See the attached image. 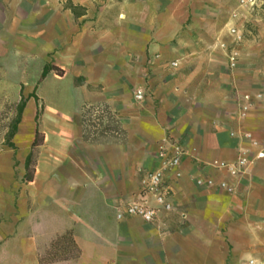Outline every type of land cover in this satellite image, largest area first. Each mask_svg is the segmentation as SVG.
<instances>
[{"label":"crops","instance_id":"obj_1","mask_svg":"<svg viewBox=\"0 0 264 264\" xmlns=\"http://www.w3.org/2000/svg\"><path fill=\"white\" fill-rule=\"evenodd\" d=\"M124 8L131 10L118 19L128 26L118 34L125 47L75 52L72 65V73L85 80L83 101L107 104L116 130L105 128L95 135L99 140L84 138L74 98L65 113L44 112L31 181H22L34 134L21 131L26 115L15 135L24 144L0 154L5 160L14 155L19 166L10 183L16 195L0 196V264H264V52L259 58L247 52L248 61L230 71L200 65L192 93L180 87L185 66L172 71L173 60L161 64L172 52H156V40L169 39L186 16L159 0H132ZM3 24L0 35L9 22ZM0 52H6L1 42ZM58 53L51 54L56 61ZM128 54L148 61L153 96L142 104L130 96L128 83H147L140 65H124ZM87 84L100 88L89 91ZM166 138L187 152L181 176H165L175 210L153 223L117 219V207L139 192L142 171L157 165V145ZM241 155L248 163L237 175L215 165ZM194 178L226 180L234 189L196 184Z\"/></svg>","mask_w":264,"mask_h":264},{"label":"rangeland","instance_id":"obj_2","mask_svg":"<svg viewBox=\"0 0 264 264\" xmlns=\"http://www.w3.org/2000/svg\"><path fill=\"white\" fill-rule=\"evenodd\" d=\"M159 1L167 10L170 8L173 14L181 12L186 16L183 24L173 26L169 39L156 40L159 46L156 52H172L173 55L161 61L162 65L176 60L178 65L172 71L185 66L186 69L180 74L183 79L181 89L193 93L200 65L227 66L223 54L225 50L219 48L218 40L225 42L228 49L231 48L234 44L228 32L231 24L237 25L242 32V41L237 44L238 64L248 61L245 59L247 52H258L257 58L260 57V52H264V0ZM126 2L132 3V0H18L11 4L0 0V21L4 23L3 28L9 22L6 33L0 35V42L6 48V52H0V154L9 149L15 151L17 144H24L20 138L15 141L20 122L15 135L9 134L21 95L26 97L33 88L38 100L36 102L34 98H29L26 102L21 115V120L24 115L27 120L21 127L23 133L35 129L36 121L37 128L43 132L44 112L52 114L57 110L65 113L71 108L74 98H77L79 113L84 116L88 134L99 135L107 125H115L111 122L108 111L114 120L116 117L102 106L104 102L89 104L97 107L88 110L89 105L83 101L84 93L80 92V86L85 85V80L82 75L77 77L72 73V65L78 61L75 52H120L125 47L118 34L128 26L120 24L118 19L122 20L128 13L131 14V10L124 8ZM70 6H76L77 16ZM162 11L159 9L160 13ZM234 12L238 13L237 18H233ZM41 52L45 53L42 55ZM52 52H59L57 56L60 54V61L52 57ZM126 52L135 51L127 48ZM125 60L124 65H129L131 70H136L138 65L142 67L139 75L147 83L143 86L142 82L129 81L130 96L134 99L137 88L144 89V98L153 96L148 61L139 62L132 54H128ZM43 62L62 69V72L51 69L42 76ZM227 68L232 70L228 66ZM130 77H133L132 73ZM86 87L89 91L100 88L92 84H87ZM144 100L135 101L142 104ZM37 106L40 111L35 120ZM11 142L14 148L8 145ZM18 173L19 166L14 155L7 160L0 157L1 197L11 192L16 195L17 192L12 191L10 183H13V179L17 180ZM2 219L3 215L0 216V221Z\"/></svg>","mask_w":264,"mask_h":264},{"label":"built area","instance_id":"obj_3","mask_svg":"<svg viewBox=\"0 0 264 264\" xmlns=\"http://www.w3.org/2000/svg\"><path fill=\"white\" fill-rule=\"evenodd\" d=\"M233 18L238 17V13L232 14ZM228 32L232 37L233 45L231 48H227L225 42L218 40V46L223 52L227 66L230 69H235L239 60V49L237 44L242 41V32L237 25L231 24L228 27ZM178 62L171 61L170 67H176ZM134 99L137 102H141L145 97V91L143 88H137L134 92ZM244 98H248V95H244ZM248 136V134H245ZM187 152L176 141L163 139L157 145V165L147 171H142L140 176V190L139 192L116 209V218L123 219L127 216L137 217L145 223H153L158 220L159 216L165 213H169L175 210L174 204L171 202L168 192V184L165 181V176L173 171L175 177H180L179 165L181 159ZM262 154V153H261ZM248 163V159L245 155L239 156L234 161H219L215 165L217 168L224 170L229 175H237L242 172V168ZM196 184L206 183L209 186H217L220 189L233 191V184L226 180L215 182L211 178L202 180L200 178H194ZM182 218H185V214L180 212ZM253 260H249V264H252Z\"/></svg>","mask_w":264,"mask_h":264},{"label":"trees","instance_id":"obj_4","mask_svg":"<svg viewBox=\"0 0 264 264\" xmlns=\"http://www.w3.org/2000/svg\"><path fill=\"white\" fill-rule=\"evenodd\" d=\"M75 7L76 6H70V9L72 10V12L77 16L78 13L75 11ZM51 69H56V71L62 72V69L60 68H54L52 67L50 64L45 63L42 67V71H41V75L45 76ZM29 98H34V100L37 102L38 97L35 93V89L33 88V90L31 92H29V94L24 97L23 95H21V98L19 100V102L17 103V114L15 119L13 120V125H12V130L9 134V136H13L15 135L16 132V127L17 124L20 122L21 120V115L23 112V109L26 105V102ZM102 106L104 108H107V105L102 104ZM95 107L97 106H93V105H89L88 106V110H92V109H96ZM87 110V111H88ZM40 108L36 109V113H35V120H37L38 118V114H39ZM108 116L111 118V122H114L115 125L113 126H106L105 128H114V130H116L117 128V123L116 121L113 119V116L110 114V112L108 111ZM84 116L82 115V125H83V137L89 140H99V137L96 136H89L90 134L87 133V130L85 128V119L83 118ZM44 140V134L42 131H40L37 128V121H36V127L34 129V134H33V139L30 143V150L28 152V154L26 155L25 159H24V174L22 177V181H31L34 177V172H35V165H36V157H37V152H38V146L41 145L43 143ZM11 148H14L13 143L11 142L10 144H8Z\"/></svg>","mask_w":264,"mask_h":264}]
</instances>
